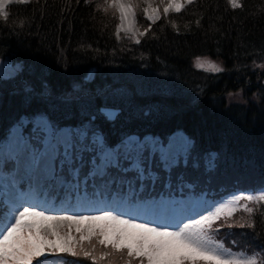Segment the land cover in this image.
<instances>
[{
	"label": "trees",
	"instance_id": "1",
	"mask_svg": "<svg viewBox=\"0 0 264 264\" xmlns=\"http://www.w3.org/2000/svg\"><path fill=\"white\" fill-rule=\"evenodd\" d=\"M102 1L30 0L7 7L8 18H0V55L22 62V68L0 76V138L21 115L44 111L50 121H71L78 114L91 118L95 112L87 108L71 114L87 102L113 128L120 124L162 136L178 128L186 131L192 141L170 171L185 169L197 189L220 195L264 184L256 179L264 177V74L255 73L256 62L264 60V0H239L237 8L229 0H195L168 15L160 6L155 22L137 7L138 27L148 29L139 43L115 33L117 17L100 7ZM199 52L220 57L225 69L211 74L196 70L190 62ZM82 77L90 89L67 96ZM236 86L246 94L259 91V101L225 103L220 95ZM193 95L200 99L193 101ZM105 104L120 108L116 121L98 111ZM89 141L85 136L77 142L79 161L90 152ZM79 161L75 158L74 164ZM249 171L251 177L243 181ZM147 176L142 185L158 190L162 180ZM241 204L257 211L250 215L240 208L228 217L224 209L213 225L217 231L209 234L227 248H249L241 259L256 255L264 260V202L240 200L237 207Z\"/></svg>",
	"mask_w": 264,
	"mask_h": 264
},
{
	"label": "snow or ice",
	"instance_id": "2",
	"mask_svg": "<svg viewBox=\"0 0 264 264\" xmlns=\"http://www.w3.org/2000/svg\"><path fill=\"white\" fill-rule=\"evenodd\" d=\"M29 2L30 0H0V18H8L6 9L10 4ZM143 2L146 5L143 8L145 18L155 22L156 14L161 10L160 5L163 6L164 15H168L170 12H181L185 5H190L195 0H160V4L155 7L151 0ZM229 2L233 8L241 6L239 0ZM139 3L140 0H104V5L100 7L105 12L109 7L119 11V35L120 30L125 33L130 30ZM126 20L128 27H125ZM147 31L148 29L145 30ZM136 42L140 41L137 39ZM197 66L204 67V64L198 63ZM209 68L221 71L214 64H209ZM240 200L264 202V191L258 195L241 194L230 203L235 205ZM225 208L228 209V217L233 216L240 208L250 215L257 211L248 204L230 207L229 203H225L216 208V211H210L209 215H202L200 219L184 224L182 228L176 226L178 230H173V227H157L154 223L140 224L135 219L115 215L112 211H102L94 216H52L37 210L36 206L20 205L7 215L0 216V264H44L52 253L70 254L72 257L83 255L95 264H101L105 260L108 264H114L115 257L123 260L124 264H264V260L258 261L256 255L237 259L229 249L209 235L210 231H217L213 225L221 219ZM53 221L74 222L76 232L80 233L79 237H74L71 233L62 234L55 224L49 223ZM101 221L104 223H98ZM109 221L112 223H108ZM247 226L254 227V223ZM93 240L105 249L99 255L95 254L96 244L92 243ZM85 241L91 250L84 247Z\"/></svg>",
	"mask_w": 264,
	"mask_h": 264
},
{
	"label": "rangeland",
	"instance_id": "3",
	"mask_svg": "<svg viewBox=\"0 0 264 264\" xmlns=\"http://www.w3.org/2000/svg\"><path fill=\"white\" fill-rule=\"evenodd\" d=\"M103 5H104V1ZM151 4L153 7L157 6L160 4V0H151ZM145 3L143 2V0H140L139 3V7H145ZM162 6V5H160ZM109 10L111 13H115L117 20L115 23L116 29H115V33H117V25L120 24V20H119V11L117 9H113L109 7ZM149 13L151 14V8H149ZM144 14V13H143ZM158 16V13L156 14V17ZM139 25H137V21H136V17L135 20L133 21L130 30L125 33L123 30H120L119 33H124L128 36H130L132 38V40H140L141 37V33L144 32L145 29H141L138 28ZM125 27H128V21H125ZM256 62V61H255ZM192 65H194V68L198 71H203L206 74H211L214 73L216 71H212L209 68V64H214L215 66H217L218 68L225 69V65L223 64V62L221 61L220 57L218 56H212L209 55L207 53H203V52H199L198 55L193 56L191 58V62ZM198 63H203L204 67H198ZM256 67L257 69H255V73H260V74H264V60H261L259 62H256ZM22 68V62L20 61H14L9 57H5L3 55H0V76H12L14 74H16V72L19 70H21ZM245 73L246 71H249L247 68H245V70H243ZM1 80H0V84H1ZM108 85V84H106ZM105 85V86H106ZM45 89H48L46 86L44 87ZM42 89V88H41ZM83 89H90V85H89V81L87 80V78L82 77V81H76L73 83V88L67 92V96H72L75 95L77 93V91H83ZM102 89H98V91H101ZM46 92H48L49 90H45ZM64 93V92H63ZM258 94L255 93H251V94H246L244 89L236 86L233 88H229L223 91L222 95H220L221 99L225 100V103L228 104V102H233V103H237V102H241V103H245L246 100L248 101H259L260 99V93L258 91ZM46 96V95H44ZM217 98V97H216ZM200 99V95L199 97L193 95V101H197ZM80 103V102H79ZM87 102H83L79 105V109L77 111L73 110V112H71V114L79 112V110H84L87 108L88 111L90 112H95V114L97 115L96 117V121L102 123V125L104 127L109 126L108 124L103 123V121L101 120L99 113H97V111L95 110V108L91 107V106H87L85 105ZM198 103V102H195ZM53 104L49 105V108L52 110ZM102 106V105H101ZM91 108V109H90ZM99 111V110H98ZM44 112V111H43ZM94 114V115H95ZM116 116V115H115ZM114 116V118H112V121H116V117ZM63 117H67V116H63ZM62 117V118H63ZM100 118V119H99ZM27 118L26 117H22L20 121L17 122H13L9 127H10V131L7 135V137H5V139L0 141V205L3 203L5 205L4 208H2L1 212H0V216H5L7 215L11 210H13L14 208L23 205V207H31V206H36L37 210L39 211H43L48 215H52V216H77L76 214L67 211V212H62V211H55L53 210L52 207L49 206H43L40 203L37 202H32L30 201V192L28 191H21L20 187L16 185V181L15 179L12 182L10 180V176L12 175H16V180H24V182H26L25 179L30 180V186H33V183L38 184L39 182L41 183L44 180H47V178L51 177V175H53L52 178L57 179L58 182H64L65 179H67L66 177H64L65 175L68 174H75L76 170L75 168H73L70 163L72 162L74 157L79 158L80 157V153L79 151H75V148H77L78 144L76 143L73 147V158L70 157L71 155V149L72 148V142H73V134L74 132H76V135H78V139L81 138L83 136V132L82 131H74L73 128L69 127V128H65V127H54L51 126L52 122L54 121H49L48 120V115H44L43 113H39V114H35V116L32 118L31 121V128L30 130H35L36 133V137L39 140V144H37L38 150L36 153H34V158L35 160L33 161L32 158V152L30 151L29 148V144H30V140L32 137H35V135H31L30 136V130L27 129L26 127V122H27ZM93 121L92 119H86L85 116L83 117V114H78V115H73L71 117V121ZM149 127V126H148ZM109 128H111L109 126ZM112 129V128H111ZM113 130V129H112ZM179 131L174 132L173 134H175V136H172L170 142H166V146H162L163 150V157L161 160L163 163L166 164V166H168L170 163H172V160H176L177 157H179L180 155H184V153L186 152L187 148L189 147L190 143H191V139L188 136V133L184 130H182V128H178ZM93 131V130H92ZM93 139L95 137V132L92 133ZM153 135H149L148 137H142L141 140H139V143L145 141V140H151ZM90 139V137H89ZM157 139V140H156ZM96 140V139H95ZM151 143L152 146H156V144H158V137L154 136V139H152L151 141H149ZM149 143V144H150ZM97 148L95 150L94 155H96L98 158L95 160L93 159V155L90 156L91 160H93L90 163V169L89 172H96V173H101L103 172V170L107 167L108 163L114 162L115 161V145L111 147H109L108 145H104L102 148H99L100 145L97 144ZM160 145V142H159ZM90 149H93V147H90ZM56 153H59V160L58 162L55 161V163H53V159L55 160L54 156ZM70 154V155H69ZM133 154L137 155L136 152H133ZM7 155L9 157H13L15 159V164H14V168L12 169L11 173H8V170H4V161L2 160V156ZM214 157V155H212L210 157V160H212ZM187 162V166H189V162L188 160ZM116 165H118V162L115 163ZM248 164V162H247ZM251 164V163H250ZM249 164V165H250ZM133 165V164H131ZM247 165V166H249ZM58 166L61 168V171H58ZM130 166V165H129ZM128 166V167H129ZM133 166H137L138 168H142L143 164H140L138 162V165H133ZM199 165H195V167H197ZM246 166V170L248 171ZM254 170L258 169L255 166H252ZM140 173V171H138ZM167 177L164 180V183L169 184L170 181L172 180V178H174V175L172 176L170 173H167ZM64 175V176H63ZM143 175H146L143 174ZM140 174L139 177V181L142 180V176ZM241 175V173H240ZM249 177H251V172L249 171L248 176L243 175L242 179L243 181H246ZM134 179V178H132ZM136 179V177H135ZM257 180H264V177L262 175L257 176L256 178ZM10 180V181H9ZM138 180V179H137ZM239 181H242L241 178L239 179ZM242 181V182H243ZM202 182V181H201ZM133 183H136L135 181H133ZM245 183V182H244ZM257 183V182H256ZM255 183V184H256ZM75 184V182H74ZM206 184V183H205ZM254 190H248V191H244L245 194H253V195H258L261 191H264V187H257L256 185H254ZM135 192H137L139 189H134ZM180 195L176 194V193H166L165 195H163L161 197V202L159 203V200H152L151 202L149 201L148 198H145L143 201L147 202L149 204V209L150 211L153 212V216H156V221L154 220H148V221H144L143 223L137 222V221H141L142 219H135L137 223L140 224H149V223H154L155 226L160 227V226H170L173 227V230H178V228L176 226H178L179 228H182L184 226V220H182L183 224L181 222H177L176 220L178 219V215L179 216H184V210L186 207H191L193 209H200V206L202 205V197H198L194 204L191 206L189 205L188 202V197H186L184 200L179 201L180 203L175 202L174 204L171 203L172 201H174V199L178 198ZM239 196V192L237 193H229L226 196H221L217 202L215 203V208L213 210L210 209L209 211H215L216 208L220 207L221 205L225 204V203H229L230 207H237L239 204V201L233 205L230 202L233 200L234 197ZM3 200V201H2ZM145 208V205L143 204L141 206V209ZM190 210V213L193 214L195 213L194 210ZM227 209V208H225ZM228 210V209H227ZM100 214V213H99ZM96 214L95 212L92 211H88L87 213H85L83 216H94V215H99ZM152 215L150 216V218L153 217ZM170 218L166 224H164L165 222H163L162 220L164 218ZM187 218H191V217H187ZM127 219H131V218H127ZM191 221L193 220H187L185 222V224L191 223ZM49 223H53L55 224L60 230L61 233H71L72 236H76L77 232H76V224L72 221H53V222H49ZM85 224L89 223V222H84ZM98 223H104L103 221L98 222ZM108 223H112V222H108ZM84 247L88 248L85 245L84 242ZM79 249V247H78ZM232 253V252H231ZM95 254L99 255V252H95ZM242 253H240L239 255L241 256ZM234 255V254H233ZM237 257V256H236ZM237 259H240L239 257H237ZM102 264L107 263V261H103L101 262ZM114 264H124V261L119 259L118 257L114 258Z\"/></svg>",
	"mask_w": 264,
	"mask_h": 264
},
{
	"label": "bare ground",
	"instance_id": "4",
	"mask_svg": "<svg viewBox=\"0 0 264 264\" xmlns=\"http://www.w3.org/2000/svg\"><path fill=\"white\" fill-rule=\"evenodd\" d=\"M81 155H80V157H81ZM80 157L79 158H77V157H74L73 158L72 163H71V166L73 168L76 169V165H78L80 162H83L82 160L79 161L80 160ZM75 158H76V161H79V162H77V163L74 164V159ZM84 179H85L84 176H82L81 178H79V175L76 176V179H75V187H74L76 190H78V191L91 190V187H93V186L92 185L91 186H87V187L84 186V184H83Z\"/></svg>",
	"mask_w": 264,
	"mask_h": 264
},
{
	"label": "water",
	"instance_id": "5",
	"mask_svg": "<svg viewBox=\"0 0 264 264\" xmlns=\"http://www.w3.org/2000/svg\"><path fill=\"white\" fill-rule=\"evenodd\" d=\"M100 109L104 113L106 112L109 115H113L116 112V110H118V107L114 108V107H107V106H105V107H101Z\"/></svg>",
	"mask_w": 264,
	"mask_h": 264
}]
</instances>
